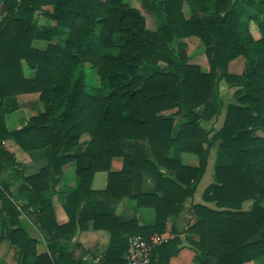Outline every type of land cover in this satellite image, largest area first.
<instances>
[{
    "label": "trees",
    "instance_id": "1",
    "mask_svg": "<svg viewBox=\"0 0 264 264\" xmlns=\"http://www.w3.org/2000/svg\"><path fill=\"white\" fill-rule=\"evenodd\" d=\"M0 3V245L16 248V264H90L68 244L87 221L110 232L101 264H127L129 238L167 232L169 219L194 197L214 149L213 182L204 202L192 203L194 222L186 229L194 262L264 261V0H143L163 15L156 27L127 0ZM37 15L54 24L40 25ZM190 37L205 47L207 70L190 62ZM39 40L45 48L34 45ZM240 57L243 71L231 72ZM221 81L235 101L217 128L225 107ZM37 93L44 109L10 128L7 116L22 111L13 100ZM183 153L197 164L184 163ZM38 157L39 170L26 175ZM116 157L123 158L118 171ZM70 163L80 209L59 223L52 195ZM98 172L108 174L104 189L92 187ZM144 179L152 182L147 190ZM124 197L153 208V223L123 221L116 211ZM91 199L110 212L88 214ZM27 219L48 251L39 252ZM181 249L178 236L165 239L150 264H170Z\"/></svg>",
    "mask_w": 264,
    "mask_h": 264
},
{
    "label": "crops",
    "instance_id": "2",
    "mask_svg": "<svg viewBox=\"0 0 264 264\" xmlns=\"http://www.w3.org/2000/svg\"><path fill=\"white\" fill-rule=\"evenodd\" d=\"M177 131V130H176ZM175 131V132H176ZM214 151L211 156L213 157ZM212 157L209 158L207 170L200 181L197 191L192 199L186 202L185 208L178 217H171L168 221V229L163 236L165 239H172L178 236L181 241L182 249L178 255L174 256L170 260V264H195L193 251L190 239L186 229L189 224L194 222L193 214L190 210L192 203H203V193L208 185L213 182V164L214 160ZM182 159L184 163L195 165L197 164V159L191 156V154L183 153ZM40 157L34 159L25 169V174L30 175L36 173L41 165ZM74 163L64 167V173L61 177V182L57 186L56 191L52 195V201L56 213V217L59 223H66L79 211L78 202L75 200L74 196L71 194L77 189L79 185V179L75 175V165ZM123 165V158L116 157L113 161V170H120ZM108 174L106 172H98L95 174L92 187L94 189H104L107 186ZM142 188L145 190L152 186L150 179H144L141 182ZM144 189V188H143ZM209 206H214L213 203H208ZM89 209L88 214H91L94 210L101 213L110 212V206L102 200L91 199L88 203ZM117 214L123 221L137 220L138 224L150 225L154 221V210L148 206H138L137 200L129 197H124L117 207ZM78 213V212H77ZM29 228L35 225L27 219ZM32 230V229H31ZM32 232V231H31ZM110 242V232L105 229H94L93 222L87 221L85 223L84 229L75 233L68 241L71 249L74 250V255L78 259L90 260L93 258H101L106 252ZM45 244V242H44ZM41 244V245H44ZM40 245V246H41ZM44 250H39V252L48 251L47 246L44 245ZM261 260V259H258ZM256 261H251L246 264H257Z\"/></svg>",
    "mask_w": 264,
    "mask_h": 264
},
{
    "label": "rangeland",
    "instance_id": "3",
    "mask_svg": "<svg viewBox=\"0 0 264 264\" xmlns=\"http://www.w3.org/2000/svg\"><path fill=\"white\" fill-rule=\"evenodd\" d=\"M127 2L131 4L132 6L138 7L142 10V12L145 14L147 18V22L150 27H156L162 24L163 22L162 13L160 11H152L150 8L146 7L143 3V0H127ZM0 6H1V3H0ZM37 21L40 25H53L54 24V22L44 18L42 15H37ZM252 26H254L253 23H252ZM252 32L257 36V33L254 28L252 29ZM184 41L188 45L187 52L191 58L190 62L202 66L203 70H207L208 69V59L205 55V47L200 42V40L197 37H190V38L185 39ZM34 45L40 48H45L47 43L45 41L39 40V41H36ZM244 61L245 59L243 57H240L234 60L233 62H231L230 68H229L230 71L236 74H240L244 69ZM23 69H24V73L26 77L32 78L35 75V70L28 67L25 61L23 62ZM88 78L93 79L90 81V83L98 84V79L96 78L93 71L88 72ZM231 93L232 91L229 89V85L226 83V81H221L220 94L222 95L224 99L225 107L223 109V114L220 116L219 121L216 124L217 128H220L224 122L226 106L230 102L235 101ZM11 105L12 106L18 105L19 108H22V111L16 112L14 113V115L11 113L7 116V125L10 128H15L16 120L24 119L25 117L38 114L44 109L43 102L40 100L38 93L20 95L18 98L13 100V104ZM181 122L182 121H178L176 123L175 131L178 129V126ZM213 151L215 154V149ZM191 156L197 159L194 155H191ZM211 157L212 156H210V158ZM212 160L215 161V155L212 157ZM72 167H74V165H72ZM6 174L7 173L5 172L2 175L5 176ZM251 205L252 203L248 201L245 203L244 208L249 209ZM29 231L32 236L40 239V243L38 244V250H44L45 248L44 245L46 246V244H44V242L42 241V234L40 230L32 226L29 228ZM41 244H44V245H41ZM257 262H256L257 264H264V261L262 259L257 260ZM0 264H16V248L11 246L7 241H5L4 243L0 245Z\"/></svg>",
    "mask_w": 264,
    "mask_h": 264
},
{
    "label": "built area",
    "instance_id": "4",
    "mask_svg": "<svg viewBox=\"0 0 264 264\" xmlns=\"http://www.w3.org/2000/svg\"><path fill=\"white\" fill-rule=\"evenodd\" d=\"M165 240V236L154 234L146 238L140 234L132 235L128 241L127 264H150L156 246ZM90 264H101L100 258L91 260Z\"/></svg>",
    "mask_w": 264,
    "mask_h": 264
}]
</instances>
